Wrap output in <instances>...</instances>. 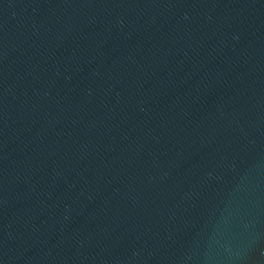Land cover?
I'll list each match as a JSON object with an SVG mask.
<instances>
[{
    "label": "water",
    "instance_id": "obj_1",
    "mask_svg": "<svg viewBox=\"0 0 264 264\" xmlns=\"http://www.w3.org/2000/svg\"><path fill=\"white\" fill-rule=\"evenodd\" d=\"M0 264H264V0H0Z\"/></svg>",
    "mask_w": 264,
    "mask_h": 264
}]
</instances>
